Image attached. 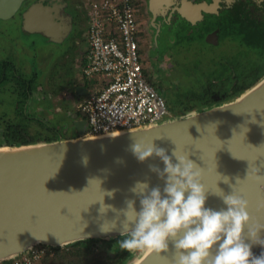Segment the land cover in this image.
Masks as SVG:
<instances>
[{"label":"water","instance_id":"1","mask_svg":"<svg viewBox=\"0 0 264 264\" xmlns=\"http://www.w3.org/2000/svg\"><path fill=\"white\" fill-rule=\"evenodd\" d=\"M21 3L18 0L11 13L3 12L0 18L9 19ZM34 9L23 15L24 25L28 32L40 33L44 28H31L28 23ZM47 9L53 12V4ZM87 92L84 86L74 89L75 96ZM71 118L74 138L0 146V262L36 245L58 248L121 237L119 220L116 228L101 231V225L116 216L111 210L99 213L101 189H116L113 197L105 195L104 203L120 209L126 199L136 200L139 208L130 191L137 181L163 188V181L149 170V165L162 169V161L153 156L138 162L129 150L132 139L153 141L169 155L176 146L189 153L204 168L205 206L224 207L213 192L220 188L229 194L234 186L248 199L252 222L264 224V181L246 178L248 172L264 175V77L231 101L132 130L85 136L86 121L76 113ZM259 235L264 238V230ZM261 251L259 245L252 247L254 255ZM122 264H174L173 252L129 253Z\"/></svg>","mask_w":264,"mask_h":264},{"label":"rangeland","instance_id":"2","mask_svg":"<svg viewBox=\"0 0 264 264\" xmlns=\"http://www.w3.org/2000/svg\"><path fill=\"white\" fill-rule=\"evenodd\" d=\"M51 1L48 4L52 3ZM62 1L65 2L68 10L73 14L75 23L72 34L65 41L49 43L44 38H37L40 46L35 45L32 48L29 40L34 36L30 38L20 36L25 41L24 43L17 35L14 36L17 42L16 47L10 48L13 44L0 38V56L4 58L6 52L12 51L13 63L17 73L26 78L33 75L35 77L31 95L24 103L26 104V113L34 120L29 122L27 130L30 135L37 139L36 142H43L48 137L54 139L58 137L64 139L76 137V132L72 127L73 119L71 115L77 112V105L82 101L83 96H75L74 89L77 86L86 85V82L81 78V70L84 48L86 47L84 37L85 7L91 0ZM34 2L36 0H24L17 13L18 16L15 15L8 20L1 19L0 29L5 28L8 32L13 30L7 23L17 20L20 11ZM214 19L217 21L209 24L206 27L207 29L216 25L221 26L224 22H227L224 21L223 17L216 16ZM227 30L228 32L224 33L223 36L222 34L219 35V44L216 46H211L198 38H194L193 41H188L185 47L162 50L168 53V57L163 61H156L152 57L146 59V48L142 45L140 53L144 58V66L148 70L152 69L161 74V81L157 83L159 87L155 89L165 100L170 117L182 116L209 107L203 103L196 104L198 103V96L206 92L208 88L211 91H221L220 96L218 95L219 92L215 95L218 99L216 103L228 102L240 96L264 77V53L257 56L254 51L242 44L239 47L237 45L239 44L237 35H233V30ZM20 35H25L21 32V29ZM226 35H229L228 39H225ZM139 38L141 39L140 35H138V43H140ZM34 53L35 55H33ZM247 72H254L255 77L260 75L256 80L251 77L244 79L245 76L242 74ZM238 73L242 78L235 86L238 87L241 82H246L244 83L246 88L239 93H233L232 89L228 88L229 82L227 80L232 79ZM91 84L95 83L92 82ZM18 100H20L19 86L14 81L0 87L1 147L11 146L4 137L3 130L5 126L9 123L23 122L22 117L18 114ZM74 244L58 248L45 246L49 251L38 264H63V261L57 262V256L79 252L86 248L85 245L76 246ZM95 245L97 247V253L95 254L100 255L102 258L106 257V252L109 249L107 243L103 240L96 242ZM117 252L118 249H111L112 255ZM98 255L96 257H99ZM4 263H7V260L0 262V264ZM104 263L110 264L107 259Z\"/></svg>","mask_w":264,"mask_h":264},{"label":"clouds","instance_id":"3","mask_svg":"<svg viewBox=\"0 0 264 264\" xmlns=\"http://www.w3.org/2000/svg\"><path fill=\"white\" fill-rule=\"evenodd\" d=\"M129 150L138 162L153 156L162 161V169L149 165V170L163 181V188L137 181L130 191L138 198L139 208L136 200L126 199L125 206L117 209L104 203L105 195L113 197L116 189L104 191L100 187L99 213H116L113 220L101 225V231L116 228L119 220L121 238L116 244L120 250L130 255L143 250L157 254L171 250L174 264H264V238L259 235L264 224L252 222L249 201L234 186L229 194L220 188L213 192L224 207H207L204 168L190 159L189 153L178 151L176 146L169 155L153 141L136 139H132ZM223 177L227 183L228 177ZM246 178L264 181V175L250 176L249 172ZM254 245L261 247L259 255L253 254Z\"/></svg>","mask_w":264,"mask_h":264},{"label":"built area","instance_id":"4","mask_svg":"<svg viewBox=\"0 0 264 264\" xmlns=\"http://www.w3.org/2000/svg\"><path fill=\"white\" fill-rule=\"evenodd\" d=\"M84 37L81 78L88 92L76 113L87 123L85 136L132 130L170 116L165 100L147 79L129 0L87 3ZM47 251L36 245L4 264H38Z\"/></svg>","mask_w":264,"mask_h":264},{"label":"flooded vegetation","instance_id":"5","mask_svg":"<svg viewBox=\"0 0 264 264\" xmlns=\"http://www.w3.org/2000/svg\"><path fill=\"white\" fill-rule=\"evenodd\" d=\"M49 1L36 0V2L23 8L17 20L7 23L13 30L8 32L5 28L0 29V38L6 39V41L13 44L10 48L16 47L17 42L14 36L17 35L26 38L34 36V38L29 40L32 48L35 45H39L37 38H44L49 43L63 42L69 38L75 28L73 14L68 10V6L62 0H52L54 10L53 12H49L47 9ZM129 3L134 12L138 35L141 36V39L139 38L140 52L142 45H144L146 48V59L152 57L156 61H163L168 57V53L162 50H170L171 48L179 49L181 46L185 47L187 46V42L190 40L193 41L194 38H198L211 46H216L219 44V35L222 34L223 36L224 33L228 32L227 29L233 30V35H237L236 37L239 39V44L237 45L239 47L242 44L254 51L257 56H261L264 53V0H129ZM20 7L15 13H12L9 19L15 15L18 16L17 13ZM209 7H211V10L207 11ZM30 8H39L42 13L48 14L51 17L52 23L55 25L52 31L44 28L42 32L37 33L28 32L25 29L23 15ZM35 13L40 14L38 11H35ZM216 16L223 17L225 19L224 21L227 22H224L221 26L216 25L207 29L206 27L209 24L217 21L214 19ZM41 23L42 21L33 26L39 27ZM20 29L25 35H20ZM226 36L225 39H228L229 35ZM20 39L23 41L22 37ZM23 42L25 43V41ZM8 53L6 52L4 54V58L0 56V87L13 81L19 86L18 80L20 78L26 85L28 84L27 80H32L30 89L29 87L26 89L27 101L31 95L35 77L33 75L30 78H26L25 76L19 75L13 63L12 51L9 50ZM13 55L15 57V52ZM145 73L153 87H159L157 83L161 81V74L152 69L148 70L146 67ZM253 73L247 72L242 75L245 76L244 79L249 77L254 79L255 73ZM241 78L240 73H238L232 79H228V88L231 89L232 86H235ZM85 88L87 89V85H85ZM20 92L19 88V94ZM217 92H219L218 95H221V91H211L213 97L217 95ZM25 103L22 106V112L26 113Z\"/></svg>","mask_w":264,"mask_h":264},{"label":"trees","instance_id":"6","mask_svg":"<svg viewBox=\"0 0 264 264\" xmlns=\"http://www.w3.org/2000/svg\"><path fill=\"white\" fill-rule=\"evenodd\" d=\"M260 75V74H259ZM258 76L255 77V80L258 79ZM28 84L26 85L25 82L21 80V78L18 80L19 88H20V100L17 102L18 106V114L22 117L23 122H17L15 124H7L4 128V137L7 142H9L11 145H23L28 143H34L36 142V138L28 133V125L30 121H34L27 113L22 112V106L24 102L27 99V92L26 89L29 87L32 83V80H27ZM246 88V85L242 83L240 86H232L233 93H239L242 90ZM218 93V92H217ZM196 104H205L208 106H211L212 104L216 103L218 99L216 96L213 97L211 94L210 89H206V92H203L202 95L198 96ZM195 100V99H194ZM196 101V100H195ZM77 114V113H76ZM78 117H80L77 114ZM54 140L53 137H48L45 139V141H52ZM121 237L113 238V239H106L104 240L107 243V247L109 248L106 252V257L102 258L100 255L95 254L96 252V242L103 241V240H86V241H80L76 242L74 245H85L86 248L83 250H80L79 252H71L68 254H64L62 256H57V262L63 261V264H105L104 261L107 259L110 264H122L125 256L129 254L126 250H120L116 242ZM111 249L116 250L118 249V252L115 255L111 254ZM99 257H96V256Z\"/></svg>","mask_w":264,"mask_h":264},{"label":"bare ground","instance_id":"7","mask_svg":"<svg viewBox=\"0 0 264 264\" xmlns=\"http://www.w3.org/2000/svg\"><path fill=\"white\" fill-rule=\"evenodd\" d=\"M18 0H0V14L3 12L11 13V11L15 8L17 5ZM35 11L40 12V14H36ZM41 25L39 27H34L33 25H36L37 23L41 22ZM28 23L31 28H45L48 31H52V28L55 27V25L52 23V19L48 14H44L41 12L39 8H35L31 14V16L28 18ZM33 26V27H32Z\"/></svg>","mask_w":264,"mask_h":264},{"label":"crops","instance_id":"8","mask_svg":"<svg viewBox=\"0 0 264 264\" xmlns=\"http://www.w3.org/2000/svg\"><path fill=\"white\" fill-rule=\"evenodd\" d=\"M85 49H86V47L84 48L83 65H84V62H85Z\"/></svg>","mask_w":264,"mask_h":264}]
</instances>
